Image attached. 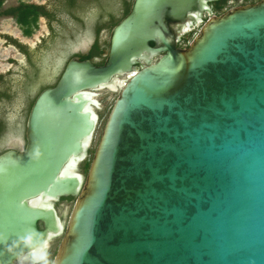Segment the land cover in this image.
<instances>
[{
  "label": "water",
  "instance_id": "1",
  "mask_svg": "<svg viewBox=\"0 0 264 264\" xmlns=\"http://www.w3.org/2000/svg\"><path fill=\"white\" fill-rule=\"evenodd\" d=\"M206 1L132 0L104 63L75 56L37 94L0 153V264L30 232L62 235L51 264H264V0L180 45ZM102 89L119 93L84 175Z\"/></svg>",
  "mask_w": 264,
  "mask_h": 264
},
{
  "label": "rangeland",
  "instance_id": "2",
  "mask_svg": "<svg viewBox=\"0 0 264 264\" xmlns=\"http://www.w3.org/2000/svg\"><path fill=\"white\" fill-rule=\"evenodd\" d=\"M132 1V0H129ZM22 2L45 6L51 12L56 9L55 0H3L2 10L18 6ZM122 0H80L69 12L57 13L62 21L54 20L56 30L51 31L47 19L39 16L37 24L32 27V33L26 34L24 26L12 15L0 14V119L5 116L11 120L10 129L20 132L19 126L24 120V108L29 99H34L44 85L54 82L61 74L67 63L69 53L85 40L94 39L98 26L104 24L100 30L99 38L107 41L114 23L123 17ZM73 13V14H71ZM73 15V16H72ZM116 19L113 22L112 19ZM193 31L185 32L180 39V45H189V39ZM15 41L26 45L30 52L27 57ZM98 56V60H102ZM5 91L11 95L6 96ZM119 90L111 91L102 89L98 91L100 108L99 124L89 147V155L84 160L89 163L109 112L118 96ZM8 109L6 111L5 109ZM7 130L0 132V150L4 146ZM83 161V162H84ZM83 162L79 164V171L86 175ZM73 199H64L57 202L59 212L65 222L68 221ZM62 235L54 238L47 249L48 264L56 253Z\"/></svg>",
  "mask_w": 264,
  "mask_h": 264
},
{
  "label": "flooded vegetation",
  "instance_id": "3",
  "mask_svg": "<svg viewBox=\"0 0 264 264\" xmlns=\"http://www.w3.org/2000/svg\"><path fill=\"white\" fill-rule=\"evenodd\" d=\"M55 1H56V9H55V11L54 12H51L49 9H47L43 5V8H44L43 10L45 11V13L41 15V16H44L47 19V22L49 24V27H50L51 31H53V33L56 30L55 29L56 26L54 24V20H56V21H62L61 20L62 18L57 13V11L58 12H64V10H69V12H71V10L80 2V0H55ZM122 1H123V10H122V12L125 15L127 5L129 4V8H130L132 1H129V0H122ZM257 1H259V0H207L205 3H203V6H201V9L200 8H197L199 10V12H200V15L197 18V20H192L189 23V25H187V28H189V29H187V31H193V32H196L197 33L202 28V26L205 23V21L208 18H210L211 16H213V15H220L224 11H226V10L232 8V7H235V6H239V5H243V4H248V3H254V2H257ZM71 14H73V13H71ZM113 20H114V18L112 19V21ZM103 26H104V24H101V25L98 26V31H97L96 36L94 37V39L88 40L87 44H83V43L80 44L78 50H76V48L73 47V49L69 53L68 60L71 59V58H73V57H75V56H78V57H80L82 59H90V60H92L96 64H99L98 62H100L102 60H103V63H104V61H105V54L107 52L109 43H108V40L102 42L100 40V38H99V33L98 32H100V30L103 28ZM15 43L19 46V49L27 57L30 58V55H29L30 52H29V49L27 48V46L26 45H23V44H20L17 41H15ZM97 46L101 49V51L98 54V56H102L103 57L102 60H98V56L94 54V51H95V49H96ZM60 75H59V77H60ZM0 77H1V79L3 78L2 74H0ZM59 77L54 82L49 83L47 85H44L41 88V90L43 88L47 87V86L55 85L57 83ZM4 94L6 96H10L11 95L8 91H5ZM36 96H35V98H36ZM35 98L34 99L30 98L29 101H28V103L26 104V106L24 108V112H23L24 115H25L24 116V120H23L22 124L19 126V128H20L19 130L22 133H25L26 120H27V117H28L29 112L31 110V107H32V105L34 103ZM5 110L8 111L7 108ZM10 125H11V120L9 119V117L5 116L4 118H1L0 119V132L3 131V130H7L6 139L4 141V146L0 150V153H2L3 151H5V150L8 149L7 146L11 142V137H10L11 133L12 134H17L18 133L14 129H10ZM93 154H94V152H93ZM88 155H89V150H88L87 156ZM92 158H93V155H92ZM92 158H91V160H90L89 163H86L84 161L85 159L83 160L84 162L81 161V162H83V166L82 167L86 169V174H87V172L89 170V167H90ZM64 198L65 197L61 198L57 202H59L61 200H64ZM57 202H56V207L58 209ZM58 211H59V209H58ZM60 215L62 216L61 213H60ZM26 262H28L27 264H31V260L30 259L24 261L23 264H26ZM16 264H21V262L20 263H16Z\"/></svg>",
  "mask_w": 264,
  "mask_h": 264
},
{
  "label": "trees",
  "instance_id": "4",
  "mask_svg": "<svg viewBox=\"0 0 264 264\" xmlns=\"http://www.w3.org/2000/svg\"><path fill=\"white\" fill-rule=\"evenodd\" d=\"M2 7H3V0H0V14L15 16L18 22L21 23L22 26H24L26 34L32 33V27L37 24L39 16L45 13V11L43 10L44 9L43 6L37 4L24 3V2H22L18 6L9 7L4 10H2ZM129 9L130 8L128 4L125 14L129 11ZM113 22H116V19H114ZM100 51L101 49L97 46L94 51V54L98 56ZM98 63L102 64L103 60ZM64 199H73V197H65Z\"/></svg>",
  "mask_w": 264,
  "mask_h": 264
},
{
  "label": "clouds",
  "instance_id": "5",
  "mask_svg": "<svg viewBox=\"0 0 264 264\" xmlns=\"http://www.w3.org/2000/svg\"><path fill=\"white\" fill-rule=\"evenodd\" d=\"M33 159H39L41 153L39 147H36L31 154ZM23 242L29 248V254L20 256L21 264L26 260H31V264H48L47 249L48 240L42 239L37 233L30 232L22 237ZM7 235L0 234V242H6ZM16 242H13L14 247ZM11 250V247L9 248Z\"/></svg>",
  "mask_w": 264,
  "mask_h": 264
},
{
  "label": "bare ground",
  "instance_id": "6",
  "mask_svg": "<svg viewBox=\"0 0 264 264\" xmlns=\"http://www.w3.org/2000/svg\"><path fill=\"white\" fill-rule=\"evenodd\" d=\"M189 29V28H188ZM28 262H26V264H27Z\"/></svg>",
  "mask_w": 264,
  "mask_h": 264
}]
</instances>
